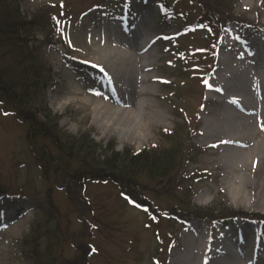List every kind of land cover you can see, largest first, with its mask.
Returning <instances> with one entry per match:
<instances>
[{"label":"rangeland","instance_id":"rangeland-1","mask_svg":"<svg viewBox=\"0 0 264 264\" xmlns=\"http://www.w3.org/2000/svg\"><path fill=\"white\" fill-rule=\"evenodd\" d=\"M227 2L237 18L250 21L254 26L226 24L214 59L208 52H195L197 49L211 50L213 36L203 24L194 32L188 30L187 27L201 14V8L191 0H17L20 14L28 20L51 8L58 16L59 24L54 29L49 25L44 29L45 33L36 30L32 40L41 49L40 57L48 70L46 77H51L45 102L65 133L74 137L89 136L103 147L98 154L113 147L120 153L127 148L136 152L145 148L159 150L174 144L175 140L168 137L170 132L185 135L182 108L197 130L188 144L182 174L178 177V191H165L168 178L148 177L143 180L146 185L144 194L161 215L155 218L132 203L109 181L89 182L90 208L73 205L58 186L56 175L46 177L37 161L36 154L43 147L52 158L59 157L58 150L50 141L31 140L27 125L18 122L0 104V264H36L32 255L36 253L43 257L42 264H66L64 259L78 257L89 247L87 264H171L184 252L185 238L192 226L195 230H203L207 238L213 240L239 223V219L224 222L199 219L197 215L201 216L203 211L211 214L212 210L218 213L234 209L250 215L264 214V208L238 205L232 190L216 185V171L207 166V160L213 155L210 149L202 146L199 136L204 111L211 107L206 102L207 93L224 52V42L231 32H235L234 37L239 33L249 38L264 34V0ZM121 21L136 28L140 33V44L156 39L143 55V61L151 55L149 61L155 63V69L142 76L157 77L155 82L146 84L156 91L157 96L140 98L130 90V99L134 102L146 100L157 113L168 117L150 128L151 109L130 107V114L136 116L139 125L134 139L108 128L107 112L95 111L98 101L105 98L102 95L108 94L109 89L105 79L87 64L88 60L101 61L109 63L112 68L115 61L109 58L110 53L104 45L107 42L117 44L112 31L114 24L122 27ZM123 29L130 31V27ZM48 32L51 47L46 46ZM135 63L134 58L131 65ZM131 87L133 90L143 89L144 85L135 79ZM77 88L81 95L70 93ZM122 95L129 99L127 92ZM39 101H42L41 96ZM143 114L145 118H142ZM71 168L75 171L77 164ZM175 172L173 169L170 174ZM204 193L207 196L201 199ZM50 195L56 210L48 203ZM40 205L42 208H38ZM175 206L197 215L187 222L168 216L166 213ZM246 221L249 225L256 220L240 219V223ZM37 225L48 237L39 236L38 246L24 245Z\"/></svg>","mask_w":264,"mask_h":264},{"label":"bare ground","instance_id":"bare-ground-1","mask_svg":"<svg viewBox=\"0 0 264 264\" xmlns=\"http://www.w3.org/2000/svg\"><path fill=\"white\" fill-rule=\"evenodd\" d=\"M112 32L117 44L107 42L104 45L110 53L109 58L115 61L112 68L109 63L87 61L91 69L105 79L109 89L108 94L102 95L105 98L98 101L95 111L107 112L108 128L134 139L139 125L136 116L130 114V107L151 109L150 128L168 118L157 113L146 100L134 102L122 95L131 90L140 98L157 96L153 88L146 86L155 82L157 77L142 76L144 72L155 69V63L149 61L151 55L146 61H143V55L156 40L140 44V33L132 26L130 31H126L114 24ZM234 34L231 32L222 46L224 52L207 93L206 102L211 107L204 111L199 136L202 146L210 149L214 157L207 160V166L216 171V185L232 190L238 205L264 208V131L261 130V125H264V34L250 36L251 40L239 33L234 39ZM134 58L136 63L132 66ZM110 59L107 58V62ZM135 79L144 85L143 89H131ZM70 93L75 96L82 94L78 88ZM142 118H145L144 114ZM222 140L233 143L222 144ZM206 196L204 193L201 199ZM247 223H240L239 219V223L213 240L208 239L203 230H195L192 226L185 238L184 252L171 264H264V222Z\"/></svg>","mask_w":264,"mask_h":264},{"label":"trees","instance_id":"trees-1","mask_svg":"<svg viewBox=\"0 0 264 264\" xmlns=\"http://www.w3.org/2000/svg\"><path fill=\"white\" fill-rule=\"evenodd\" d=\"M16 2L17 0H0V104L9 110L18 122L27 125L31 140L39 138L50 141L58 150V158L47 155L46 147L36 154L44 174L46 177L50 174L56 175L58 186L65 191L75 206L91 207L87 195L89 182L109 181L119 187L132 203L155 218H160L158 208L154 207L152 200L143 192L146 189L143 180L148 177L168 178L165 191L168 193L178 191V177L182 174L181 169L187 156L188 144L192 142L197 127L192 126L186 111L182 108L180 113L185 123V135L176 131L170 132L168 137L175 140L172 146L167 145L159 150L145 148L139 152L127 148L122 153L116 152L113 147L104 149L102 154L98 153L103 147L90 140L89 136L74 137L65 133L45 102V92L49 88L51 77H46L48 70L40 57L41 49L37 47V42L32 40L36 30L45 33L44 29L49 25L54 29V26L59 24L58 16L51 8L28 20L22 17ZM191 2L201 8V14L188 26V30L194 32L203 24L209 28L213 36L211 50H196V52H208L215 57L224 25L237 18L227 0H191ZM49 38L48 32L45 39L46 46L52 44ZM40 96L42 101H39ZM74 163L77 164L75 171L71 168ZM173 169L176 172L171 175ZM1 198L2 194H0ZM48 203L53 210H56L51 195L48 196ZM38 208H42L41 205ZM212 212L209 214L203 211L200 216L175 206L166 214L182 220L196 215L199 219L212 218L214 221L248 216L264 220V214L250 215L234 209H228V212L215 213V210ZM53 213L54 217L55 212ZM42 233H45L43 228L40 225L35 226L33 234L25 239L24 245L38 246L36 241L39 236L48 237ZM90 252L91 247L85 248L80 256L64 259V263L87 264L86 258L89 257ZM36 254H32L36 264H42L43 257L40 258Z\"/></svg>","mask_w":264,"mask_h":264},{"label":"snow or ice","instance_id":"snow-or-ice-1","mask_svg":"<svg viewBox=\"0 0 264 264\" xmlns=\"http://www.w3.org/2000/svg\"><path fill=\"white\" fill-rule=\"evenodd\" d=\"M53 19H55V18H53ZM92 67H97V65H92ZM99 70L101 72H104V69L103 68H100ZM95 94L99 95V93H95ZM261 130L264 131V125H261ZM220 143H222V144H231L233 142L232 141H227V140H222ZM240 146L241 147H244L245 145H240Z\"/></svg>","mask_w":264,"mask_h":264}]
</instances>
